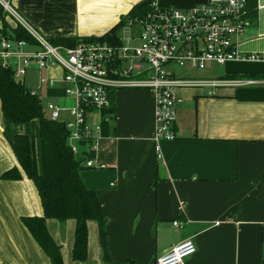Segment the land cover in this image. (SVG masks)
<instances>
[{
  "label": "crops",
  "instance_id": "obj_1",
  "mask_svg": "<svg viewBox=\"0 0 264 264\" xmlns=\"http://www.w3.org/2000/svg\"><path fill=\"white\" fill-rule=\"evenodd\" d=\"M8 1L18 12L15 21L29 22L51 40L102 37L145 0ZM209 1L163 3L186 10ZM243 17L239 50L264 55V0H247ZM221 68L213 79L230 84L176 91L180 104L173 141L154 140V98L148 90L111 92L109 133L97 140L93 158L104 168L90 169L95 171L83 173L82 179L101 203L109 260L103 261L94 222L88 223L87 260L79 263L71 258L74 221L65 222L60 239L56 233L62 227L47 220L63 264H155L184 240L196 246L184 264H264V62H231ZM34 128L9 124L0 104V177L18 167L8 139ZM40 215L31 181L24 176L17 182L0 179V264H50L20 221ZM176 220L180 231L162 246L160 233Z\"/></svg>",
  "mask_w": 264,
  "mask_h": 264
},
{
  "label": "built area",
  "instance_id": "obj_2",
  "mask_svg": "<svg viewBox=\"0 0 264 264\" xmlns=\"http://www.w3.org/2000/svg\"><path fill=\"white\" fill-rule=\"evenodd\" d=\"M163 1L149 0L145 14L126 25L136 26V33L120 39L118 44L86 41L73 47L52 46L21 21L34 43L8 40L0 34L2 66L13 71L16 81L23 83L29 70L38 71L36 88L30 89L32 96L42 103L44 95L39 91L43 90L53 92L51 98L71 99L70 109L48 102L45 112L49 120L63 123L68 130L67 144L74 156L81 153V144L89 141L90 151L95 154L96 142L102 137L101 123L111 120L105 113L111 106L112 91L148 90L154 98V140L173 141L180 104L176 91L230 84L188 78L189 72L231 62H264V55L239 50L238 41L246 27L243 13L247 0H211L186 10ZM0 4L17 18L8 2L0 0ZM62 113H67L68 121H61ZM90 116L93 122H88ZM156 152L159 153L158 146ZM85 167L104 168L96 166L93 159ZM195 253L193 241L184 240L157 258L155 264H184Z\"/></svg>",
  "mask_w": 264,
  "mask_h": 264
},
{
  "label": "trees",
  "instance_id": "obj_3",
  "mask_svg": "<svg viewBox=\"0 0 264 264\" xmlns=\"http://www.w3.org/2000/svg\"><path fill=\"white\" fill-rule=\"evenodd\" d=\"M8 2V0H3ZM149 0L136 5L118 25L102 37L60 38L48 40L52 46L73 47L79 42L100 41L119 43L117 32L129 21L141 17L147 11ZM10 5V4H9ZM15 13L16 10L12 8ZM11 19L15 26L7 22ZM0 34L8 40L34 43L24 27L4 10L0 4ZM47 95L53 96L49 91ZM0 104L3 118L13 126L33 124L37 126L36 137L32 134H16L8 139L18 167L4 172L0 179L17 182L23 176L31 181L38 193L42 215L21 217L20 221L37 246L49 258L50 264H63L61 250L55 245L46 227L47 220L61 225L68 220L75 223L71 258L84 263L88 253V223L97 226L98 244L104 262L109 260L106 241V219L97 192L87 188L81 178L84 164L94 158L90 151L92 142L82 143L81 153L74 156L68 147V130L63 123L53 122L45 115L41 101L30 94V89L14 79L10 68L0 64ZM105 113V112H104ZM102 113V114H104ZM113 118L111 108L105 113ZM102 136L109 133V124L101 123ZM38 142V143H37ZM89 169V168H87ZM264 182V175L262 177ZM156 181V179H155ZM154 181V183H155ZM264 241V232H263ZM121 264H134L123 261Z\"/></svg>",
  "mask_w": 264,
  "mask_h": 264
},
{
  "label": "rangeland",
  "instance_id": "obj_4",
  "mask_svg": "<svg viewBox=\"0 0 264 264\" xmlns=\"http://www.w3.org/2000/svg\"><path fill=\"white\" fill-rule=\"evenodd\" d=\"M8 3H9V1H8ZM10 7L13 8L11 4H10ZM17 14H18V12L16 13V15ZM15 20H18V19L15 18ZM23 22L26 23V25L29 26L38 35H40L43 38H45L41 33H39L37 31V29H35L32 25H30L29 22H27L25 20H23ZM136 31H137V27L136 26L127 27V28L125 27L123 29H120L117 32V37L123 40L127 36H130L131 34L134 35L136 33ZM45 39L48 40L47 38H45ZM35 50H39V48H35ZM221 71H222L221 66L209 65L208 68L206 70L202 71V72H189L187 74V77L188 78H194V79H213L214 77H216L219 74H221ZM176 72L178 74H180V71L178 69H176ZM37 80H38V71H36V70H29L26 78L23 80L24 81L23 84H24V86L26 88L35 89L36 88V84H37ZM39 93H41L42 95H44L43 96V101H42V104H43L44 109H45V105L48 102L56 103L60 107H62L64 109H70L72 107V101H71V99H65V98H63V99H56V98H51V97H45L44 91H42V90H40ZM45 111H44V113H45V115H47V113ZM60 119H61L62 122H66V121L69 120V117H68L67 113H62ZM36 130H37V126L35 124L34 130H32L31 132L30 131H28V132H30V134L34 135L36 133ZM24 132H25L24 129H23V131L22 130H18L17 131L18 134H24ZM36 134L34 135V137H36ZM84 167H85V164H84ZM92 171H95V170H90V169L85 168L83 170V172L81 173L82 174V179H83V173H85V172H92ZM53 223H56V225L58 227H60V226L62 227V231L56 233L57 236L61 239L62 238V235H64V232H65V223L62 224V225L60 223H57V222H53ZM169 224L172 225V226H174V227L170 226V227L166 228V230L165 231L163 230L160 233V236H159V241H161V245L162 246H166V245H168L170 243V240L173 238L175 232L176 231H180L179 230L180 228H177V227H179L180 225H182L181 222L178 221V220L174 221L173 223L170 222ZM55 237H56V235H55Z\"/></svg>",
  "mask_w": 264,
  "mask_h": 264
},
{
  "label": "water",
  "instance_id": "obj_5",
  "mask_svg": "<svg viewBox=\"0 0 264 264\" xmlns=\"http://www.w3.org/2000/svg\"><path fill=\"white\" fill-rule=\"evenodd\" d=\"M0 64H2V61L0 60Z\"/></svg>",
  "mask_w": 264,
  "mask_h": 264
}]
</instances>
